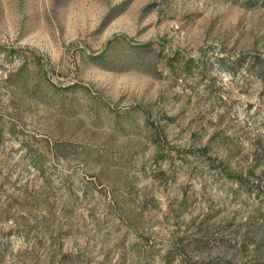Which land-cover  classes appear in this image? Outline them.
Segmentation results:
<instances>
[{
    "label": "rangeland",
    "instance_id": "374dc122",
    "mask_svg": "<svg viewBox=\"0 0 264 264\" xmlns=\"http://www.w3.org/2000/svg\"><path fill=\"white\" fill-rule=\"evenodd\" d=\"M0 264H264V0H0Z\"/></svg>",
    "mask_w": 264,
    "mask_h": 264
}]
</instances>
